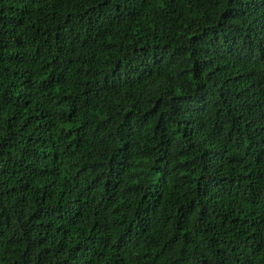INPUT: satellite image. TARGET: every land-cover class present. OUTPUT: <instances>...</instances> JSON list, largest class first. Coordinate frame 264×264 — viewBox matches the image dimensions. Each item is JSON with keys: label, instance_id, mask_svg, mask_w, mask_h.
Returning a JSON list of instances; mask_svg holds the SVG:
<instances>
[{"label": "trees", "instance_id": "1", "mask_svg": "<svg viewBox=\"0 0 264 264\" xmlns=\"http://www.w3.org/2000/svg\"><path fill=\"white\" fill-rule=\"evenodd\" d=\"M0 264H264V0H0Z\"/></svg>", "mask_w": 264, "mask_h": 264}]
</instances>
